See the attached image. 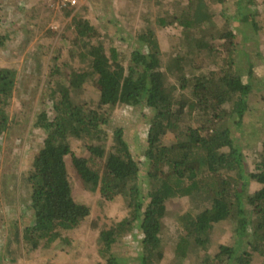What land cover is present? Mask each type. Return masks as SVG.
Instances as JSON below:
<instances>
[{"label":"trees","instance_id":"1","mask_svg":"<svg viewBox=\"0 0 264 264\" xmlns=\"http://www.w3.org/2000/svg\"><path fill=\"white\" fill-rule=\"evenodd\" d=\"M149 1L151 6L152 0ZM153 1L161 5L164 2ZM237 2L236 19L245 42V21L251 17L254 29L262 28L254 13L259 3L257 0ZM49 3L45 12L51 16L54 6ZM106 5L110 11L112 0H107ZM205 5L203 0H193L187 15L179 17L177 24L192 36L195 50L198 41H206L217 54L215 67L206 76L196 75L193 84L187 74L181 73L178 81H174L176 72L168 71V63L163 64L151 16L141 32L135 34V41L130 42L124 39L121 29L99 33L89 18L91 6L82 1L60 8L66 16L75 12L67 26L73 35L67 32L64 35L78 38L80 48L70 49V59L80 66L60 65L61 47L47 64L44 56L48 54L47 46L38 48L34 71L39 77L43 73L47 75L49 83L41 86L40 77L32 94L18 87L15 68L0 67V147L3 146L4 157L13 164V170L8 173L1 171L0 153V205L5 203L30 211L28 216L23 213L30 221L22 233L24 239H19L21 230L17 229L16 238L9 237L7 244L4 243L0 263L15 261L14 254L18 256V253L12 250V243L17 246L26 243L31 250L50 246L62 237L64 229L76 228L90 217L91 205L75 198L66 159L69 155L80 181L90 191L99 190L108 200L121 193L129 198V216L98 233V247L108 264H126V260L120 262L112 252L125 230L133 231L135 236L142 235L141 264L166 258L165 219L172 213L173 203L190 199L193 206L176 217L179 233L171 240L174 249L169 264H184L191 256L195 257V264H252L254 252L264 255V144L261 163L255 171L248 172L233 128L221 130L216 123L186 128L179 125L185 123L186 109L193 97L197 98L199 114L208 121L210 111L217 113L219 108L233 103L231 116L235 118L236 129L249 128L245 117L250 111L248 98L253 87L252 80L244 78L252 77L253 61L234 63L236 43L232 37L226 40L224 49H215L214 34L207 31L213 25ZM243 7H248L246 14ZM30 18L36 20L37 16L31 13ZM158 21L161 24L162 19ZM193 33L198 36L193 37ZM6 39L7 35L0 32V46ZM243 52L251 55L250 49L244 48ZM196 67L199 68L193 65ZM87 83L98 92L97 101L79 100ZM16 92L25 107H34V113L10 111ZM37 95L38 100L32 99ZM136 107L141 109V118L150 119L144 137L141 138L139 131L135 135L134 142L138 144L135 155L130 127L121 122ZM217 116L218 113L213 119ZM27 128L44 135V139L31 151L29 171H18L20 157L15 148L22 146L24 134L19 137L17 132H25ZM111 129L114 131L110 133ZM168 131L176 134L172 143H166ZM111 134L113 141L109 146ZM75 141H81L84 147L80 155L74 151ZM85 149L88 155L84 154ZM225 220L236 223V244H221L218 252L211 254L214 231ZM4 222L11 223L8 218ZM93 224L96 226L94 221ZM200 249L204 255L198 260L195 254Z\"/></svg>","mask_w":264,"mask_h":264},{"label":"rangeland","instance_id":"2","mask_svg":"<svg viewBox=\"0 0 264 264\" xmlns=\"http://www.w3.org/2000/svg\"><path fill=\"white\" fill-rule=\"evenodd\" d=\"M48 1V2H47ZM107 0H82V2L91 6L89 18L91 24L98 30L99 33H111L115 29L124 35V39H129L130 42L135 41V34L140 33L141 29L148 22V17L153 18V24L157 30V38L160 44V53L163 57V64H167L168 71H175L174 81H178V73L187 74L188 79L193 84L196 81V75H208L211 69L215 67L217 58L216 52L212 51V44L206 41L197 42L196 50L193 48L191 35L184 33L182 26H178L179 17L187 15L188 8L191 7L193 0H164L163 5L149 0H132L133 3L128 4L126 0H112L113 8L108 11ZM205 6L211 15L213 37L215 49H224L226 40L232 37L236 43V48L233 51L234 63L247 62L251 59L254 64L252 77L246 76L244 80H252V92L249 94V107L245 123L249 128H242L238 131L235 126V118L231 116L233 103L226 104L219 108L217 118L213 119L217 113L210 111L208 121L205 116L199 114L197 108V98L190 97V105L186 109L185 123H179L181 128H186L187 125L201 126L206 124L216 123L221 130L228 126L233 128V135L236 137V142L242 149L246 162L245 167L248 172L255 171L261 163L262 151L264 144V0H257L259 5L256 7L257 19L260 21L262 28L256 31L253 27L251 17L244 22L243 31H247L245 42L242 37L241 30L239 31L238 14L236 3L238 0H203ZM243 1V0H242ZM50 0H0V32L7 35V39L3 46H0V67L15 68L18 74V87L25 93L32 94L33 86L40 80L41 86H47L49 77L44 73L41 76L36 75L35 68V53L38 48L43 49L47 46L48 54L44 55L47 58V64L51 61L58 47H61L59 60L60 65L70 64L69 67H78L80 64L70 59V49L80 48L78 38L70 37L72 31L67 29L68 23L75 14L73 11L69 16L61 13L60 9L54 7V12L48 16L45 12L46 6ZM49 5H52L49 3ZM248 7H243V13L246 14ZM245 11V12H244ZM34 13L36 20L30 18V14ZM59 15V17H58ZM248 15V14H247ZM252 15V14H251ZM175 16V17H173ZM239 17V15H238ZM254 18V15H252ZM162 22L161 24L160 21ZM46 21V22H45ZM45 22V23H44ZM159 24V25H157ZM239 26V27H238ZM183 31V32H182ZM68 33L69 38H66L64 33ZM198 36V33H193V37ZM246 35V34H245ZM200 37V36H199ZM123 39V40H124ZM199 39V38H198ZM108 40V39H107ZM109 41V40H108ZM243 41V42H242ZM213 47V48H214ZM251 50V55L243 54V50ZM252 56V57H251ZM189 59V60H188ZM189 61V62H188ZM193 65L199 68H193ZM38 73V72H37ZM40 75V74H39ZM43 91V89H42ZM85 94L79 97L82 101L85 99L98 100V92L94 86L85 84ZM38 95H42L39 91ZM32 97L38 100L39 96ZM21 96L17 92L14 95V100L10 105V111L14 113H34V107L27 105L25 107L21 103ZM146 110V109H145ZM147 111V110H146ZM131 116L122 120L121 124L130 127L131 141L133 142L132 151L136 155L138 153V144L135 136L137 131L144 137L147 130L146 123L150 119L148 117L141 118V109L136 107L129 113ZM34 121L35 118L33 117ZM32 121V123H33ZM32 127V125H31ZM32 129V128H31ZM31 129H26L25 132H17V136H23L21 147L15 148V153L20 157L16 170L29 171L31 168V151L33 147H38L43 142L44 135L33 133ZM247 129V130H246ZM114 130L111 129L110 133ZM139 134V135H140ZM113 134L110 135L108 145L110 146L113 139ZM135 136V137H134ZM166 143L175 141L176 134L172 131L166 133ZM21 139V138H19ZM145 140H141V145L144 148ZM75 153L80 155L83 150L81 141L74 143ZM86 151V149H85ZM1 153V171L8 173L13 167L12 162L4 157L6 150L3 146L0 147ZM88 155V152H84ZM16 156V157H17ZM68 170L70 180L74 186L76 200L89 204L92 207L91 215L88 219L82 221L76 228L64 229L62 237H59L50 246L39 247L31 250L26 243H21L17 246L11 244L12 250L18 253L14 254L15 261L3 262L0 264H106L107 259L102 257L98 247V233L101 229H108L116 225L120 219H123L130 214L128 206L129 198L126 194L121 193L116 195L112 200L106 199L99 190L90 191L80 181L76 169L73 167L71 156H67ZM150 164V163H149ZM13 170V169H12ZM255 184L251 186L254 187ZM192 199L172 204V213L166 217L163 229V236L166 241V258L156 261L152 260L148 264H169L173 253L172 242L174 237L179 233V227L176 221L177 215L193 206ZM22 212V213H21ZM28 209L11 206L5 203L0 205V253L3 254L4 243L11 237L16 238L17 229L22 241V233L26 232V227L29 226ZM8 218L11 223L4 222ZM93 221L96 223L94 226ZM142 235L138 233L135 236L133 231L128 230L118 237L116 244L112 247V252L120 258V262L126 260V264H141L140 253L142 251ZM236 223L233 220H225L218 224L212 236V245L210 253L215 254L219 250L221 244H229L235 246L237 240ZM67 239V240H66ZM172 240V242H171ZM204 255L201 249L195 254L200 257ZM197 258V257H196ZM195 257H189L184 264H195ZM108 264V263H107ZM252 264H264V255L259 252H254Z\"/></svg>","mask_w":264,"mask_h":264},{"label":"built area","instance_id":"3","mask_svg":"<svg viewBox=\"0 0 264 264\" xmlns=\"http://www.w3.org/2000/svg\"><path fill=\"white\" fill-rule=\"evenodd\" d=\"M52 5L58 9L63 7H71L79 4L82 0H50Z\"/></svg>","mask_w":264,"mask_h":264}]
</instances>
